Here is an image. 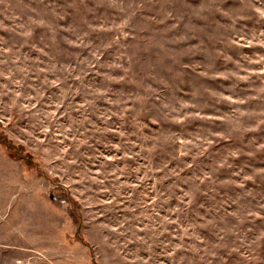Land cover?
<instances>
[{
	"label": "rangeland",
	"instance_id": "374dc122",
	"mask_svg": "<svg viewBox=\"0 0 264 264\" xmlns=\"http://www.w3.org/2000/svg\"><path fill=\"white\" fill-rule=\"evenodd\" d=\"M0 264H264V0H0Z\"/></svg>",
	"mask_w": 264,
	"mask_h": 264
}]
</instances>
